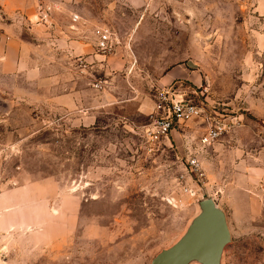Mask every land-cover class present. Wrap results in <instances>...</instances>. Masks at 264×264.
Instances as JSON below:
<instances>
[{
    "label": "rangeland",
    "instance_id": "rangeland-1",
    "mask_svg": "<svg viewBox=\"0 0 264 264\" xmlns=\"http://www.w3.org/2000/svg\"><path fill=\"white\" fill-rule=\"evenodd\" d=\"M40 3L61 7L53 15L59 24L84 4L97 36L113 33V51L121 46L136 64L120 71L122 96L136 88L155 103L164 88L157 79L192 60L201 81L165 87L198 104L204 118L154 144L139 127L150 117L134 104L106 107L114 114H101L96 125L77 123L60 99L76 74L58 65L35 83H20L28 90L19 97L0 91V192L30 194L20 209H29L24 220L35 228L14 234L13 252L0 253V264H151L184 234L206 196L228 217L232 240L221 264H264V0H157L149 10L123 0ZM97 49L107 53L98 39ZM117 74L103 69L95 77ZM68 101H76L70 93ZM217 122L232 127L203 146L202 135ZM194 154L204 182L189 171Z\"/></svg>",
    "mask_w": 264,
    "mask_h": 264
},
{
    "label": "crops",
    "instance_id": "crops-1",
    "mask_svg": "<svg viewBox=\"0 0 264 264\" xmlns=\"http://www.w3.org/2000/svg\"><path fill=\"white\" fill-rule=\"evenodd\" d=\"M155 1L157 0H123L127 6L139 8L144 5L146 10L151 9ZM81 6L80 13H74L79 15L78 20L72 19V13L70 18L59 24L54 20L53 15L55 11L61 9L60 6L42 5L40 0H0V91H10L13 92L14 97H19L21 92L28 90L20 86V83L23 81L35 83L44 72L47 74L48 70H53V67L58 65L61 71L73 69L76 74V77L72 78L75 82L70 83L69 86L67 83L65 91L60 95L65 110L73 108L71 112L76 113L75 122L96 125L101 114H114L105 111L106 107L127 109L131 104L136 106L138 113L150 117L155 110L156 102L152 103L147 98L148 95L144 96L147 92L134 88L132 94L120 95L122 90L119 74L122 71L133 72L136 64L121 46L116 47L115 51L99 54L95 29L98 23L93 14L84 13V4ZM48 7L49 17L44 20L41 18L42 11L45 13ZM135 25H143V20L136 21ZM163 58L164 56L161 55V59ZM103 69L105 72L115 71L118 74L97 80L95 72ZM79 78L86 80V86L78 85ZM176 79L201 81L195 70L187 63L169 68L157 81L165 88ZM69 93L76 100L72 104L68 101ZM105 94L107 97L103 101L101 98ZM139 94H142V97ZM67 115L68 112L65 116ZM4 119L5 117H2L0 121ZM122 122L126 125L131 124L128 118ZM141 126L142 124L139 127ZM171 134L179 137L177 130H173ZM10 150L17 152L18 148L12 146ZM3 151L6 149L1 148L0 152ZM29 196L30 194L25 196V190L19 187L0 192L2 256H8L13 252L14 234H27L35 229L33 224L25 223L24 220V216L29 215V209H20ZM14 208L16 210L12 215L10 213Z\"/></svg>",
    "mask_w": 264,
    "mask_h": 264
},
{
    "label": "water",
    "instance_id": "water-1",
    "mask_svg": "<svg viewBox=\"0 0 264 264\" xmlns=\"http://www.w3.org/2000/svg\"><path fill=\"white\" fill-rule=\"evenodd\" d=\"M187 64L195 69L192 61ZM199 211L184 234L171 246L162 249L151 264H221L232 236L225 209L215 198L206 196L198 202Z\"/></svg>",
    "mask_w": 264,
    "mask_h": 264
},
{
    "label": "built area",
    "instance_id": "built-area-1",
    "mask_svg": "<svg viewBox=\"0 0 264 264\" xmlns=\"http://www.w3.org/2000/svg\"><path fill=\"white\" fill-rule=\"evenodd\" d=\"M49 12L50 8L48 7L45 13L42 11L41 18L44 20L47 19ZM72 19L74 21L78 20L79 15L74 14ZM116 44L117 39L114 38L110 30L106 29L104 32L99 31L98 45L101 50L111 52ZM197 118H204L203 109L196 103L179 98L174 88L169 86L159 89L155 110L150 116L149 121L142 124L141 130L148 142L154 144L167 137L173 130L185 125L186 122ZM231 127V124L221 122L210 124L200 139L201 144L203 146L211 145L227 133ZM187 164L189 171L200 182H204L207 179L202 163L195 154L188 158Z\"/></svg>",
    "mask_w": 264,
    "mask_h": 264
}]
</instances>
